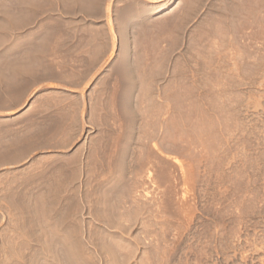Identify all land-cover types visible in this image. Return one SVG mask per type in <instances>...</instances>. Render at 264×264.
I'll return each instance as SVG.
<instances>
[{
  "label": "rangeland",
  "instance_id": "374dc122",
  "mask_svg": "<svg viewBox=\"0 0 264 264\" xmlns=\"http://www.w3.org/2000/svg\"><path fill=\"white\" fill-rule=\"evenodd\" d=\"M101 1L130 107L28 91L43 24L89 52ZM138 2L0 0V264H264V0Z\"/></svg>",
  "mask_w": 264,
  "mask_h": 264
},
{
  "label": "crops",
  "instance_id": "0c3cea01",
  "mask_svg": "<svg viewBox=\"0 0 264 264\" xmlns=\"http://www.w3.org/2000/svg\"><path fill=\"white\" fill-rule=\"evenodd\" d=\"M131 2H143V5H149L151 9L154 8V11L162 7V0H120V5L127 8ZM102 6L103 2L101 1L102 9L98 16L101 18L99 21L102 22L93 27L92 37L86 41L85 46L89 48V52L84 51L85 53L80 55L77 53L78 45H71L67 42L66 21H55L52 23V30H47L46 24H43V33L37 39V50L32 54L29 53L27 58V82L30 85L28 91L58 95L77 94L84 90V86L92 83L89 92L100 94L97 97L99 101L116 103L100 107H130L131 81L136 77L146 75L145 66H143V72L136 71L132 67V60L129 56L117 52L113 55L115 44L117 47L120 43L125 44L129 41L123 35L117 36L116 31L112 36L111 29L125 28L127 25H120V21L115 19V2H113L111 25L102 20L105 17L101 15L103 13ZM159 17V15H155V21ZM68 47H72L74 52L68 53ZM76 78L84 79L79 82L75 80ZM134 83H136L135 80ZM37 97L38 95H34L28 105L33 102L41 108L51 105V100L40 103L36 100ZM87 101L88 95L85 96V102Z\"/></svg>",
  "mask_w": 264,
  "mask_h": 264
}]
</instances>
